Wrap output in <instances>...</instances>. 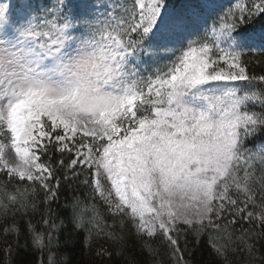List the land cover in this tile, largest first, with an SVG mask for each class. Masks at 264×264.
Listing matches in <instances>:
<instances>
[{
  "label": "rangeland",
  "instance_id": "1",
  "mask_svg": "<svg viewBox=\"0 0 264 264\" xmlns=\"http://www.w3.org/2000/svg\"><path fill=\"white\" fill-rule=\"evenodd\" d=\"M61 1L53 0V12ZM87 1L80 3L78 26L91 28L104 45L98 51L91 37H81L87 39L83 43L66 32L53 75L32 66L21 38H14L30 33L28 43L45 32L44 24L34 36V26L26 30L33 4L22 0L18 28L0 32V170L43 178L38 152L53 138L43 130L45 121L53 132L62 130L61 138H53L59 146L91 137V146L77 144L76 160L91 170L107 206L115 213L130 209L145 230L172 238L181 223L210 220L221 207L215 198L225 203L228 190L247 179L249 162L264 156V146L248 156L238 153L248 130L242 127L252 124L240 109L257 101L239 91L248 81L239 53L263 52L264 32L238 36L224 20L235 13L231 0H182L176 8L158 0ZM218 19L220 26L213 27ZM135 31L151 35L144 53L149 74L167 70L151 92L157 100L164 97L153 110L156 117L137 118L136 129L125 130L116 123L122 107L137 97L126 90L130 75L116 74V51L106 41H122ZM141 69L133 73L134 85L147 68ZM237 163L244 169L238 175Z\"/></svg>",
  "mask_w": 264,
  "mask_h": 264
},
{
  "label": "trees",
  "instance_id": "2",
  "mask_svg": "<svg viewBox=\"0 0 264 264\" xmlns=\"http://www.w3.org/2000/svg\"><path fill=\"white\" fill-rule=\"evenodd\" d=\"M159 1L167 7L181 2ZM230 9L235 13L224 20L238 36L264 30V0H231ZM59 10L55 26L73 7L66 0ZM126 38L128 50L148 43L140 32ZM240 53L248 76L241 89L257 97L240 109L252 122L242 127L248 130L238 149L248 156L264 145V53ZM44 128L54 139L63 136L48 121ZM53 138L38 152L43 178L23 179L0 170V264H264V156L249 162L247 179L239 189L232 184L225 203L215 198L221 207L210 220L181 223L169 238L159 229L145 230L131 210L115 213L107 206L91 170L76 160L77 144L93 140L78 137L63 147ZM236 167L237 174L244 172L239 163Z\"/></svg>",
  "mask_w": 264,
  "mask_h": 264
}]
</instances>
